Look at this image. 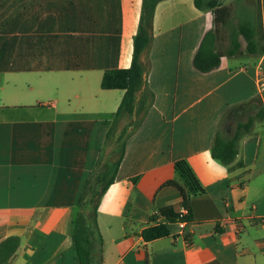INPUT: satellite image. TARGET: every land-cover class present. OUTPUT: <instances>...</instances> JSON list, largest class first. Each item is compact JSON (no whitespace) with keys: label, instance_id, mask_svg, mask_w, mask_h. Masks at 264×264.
<instances>
[{"label":"crops","instance_id":"0c3cea01","mask_svg":"<svg viewBox=\"0 0 264 264\" xmlns=\"http://www.w3.org/2000/svg\"><path fill=\"white\" fill-rule=\"evenodd\" d=\"M202 1V9L194 0L155 8L135 95L137 103L149 93L153 100L118 122L129 120L116 137L126 130L125 149L98 199L101 262L93 264H264V90L255 83L264 0ZM209 2L230 15L215 33L219 67L200 73L194 55L204 33L215 30ZM141 6L0 0V264H79L71 220L124 95L103 90L101 80L105 71L130 67ZM240 24L249 25L257 52L239 36V52L229 56ZM251 118L234 161L213 159L215 137L231 139ZM178 160L204 194L191 198L189 224H169V236L147 242L142 230L182 201L167 184Z\"/></svg>","mask_w":264,"mask_h":264},{"label":"trees","instance_id":"16d2710c","mask_svg":"<svg viewBox=\"0 0 264 264\" xmlns=\"http://www.w3.org/2000/svg\"><path fill=\"white\" fill-rule=\"evenodd\" d=\"M162 0H142L141 14L137 34L133 40V55L131 65L127 69H116L105 71L101 80V88L103 90H122L124 91L123 98L120 105L114 114L111 126L106 134V139L110 137V130L114 128L123 117H131L138 110L144 111L151 105L153 96L151 93L144 94L140 101L136 102V93L143 85L144 70L139 62L140 56L143 51L151 43L150 27L157 4ZM195 6L198 9L203 8L202 0H194ZM208 7L212 9L214 14L215 30H209L204 33L198 49L193 58V67L200 73H208L219 67L222 55L215 48L216 30L221 24L226 23L230 10L226 6H221L216 2H209ZM242 36L246 42V48L249 53L257 52L255 43L252 38V31L249 25L240 24L236 34L231 40L230 48L227 55L232 56L239 52L240 43L237 38ZM253 47L255 49H253ZM253 123V119H249L244 124H239L236 127L234 136L231 139H223L217 135L214 139L211 155L213 159L219 161L223 166H229L235 159L237 154V143L244 133L249 131ZM127 136L126 130H123L117 138L119 144V154L116 161L111 167V171L105 172L101 179H104V184L100 189L97 197V203L94 207L93 216L91 220L83 219L82 215L78 212L83 198L86 195L89 181L85 183L82 194L76 203V211L71 220L73 249L79 260V264H93L94 258L101 262L99 257L100 249L102 246V238L98 232L96 215L98 210L99 198L105 193L109 185L113 182L114 176L117 173L119 164L124 154V139ZM174 177L167 184L176 187L182 195V201L177 206H171L161 209L157 216L163 222H157L142 230V238L149 242L156 239L169 236V224H177L191 222L190 200L192 197L203 195L204 189L196 179L191 168L184 160H178L174 163ZM111 174L109 179L105 176ZM186 209V214L180 217V209ZM156 216L151 219L155 222ZM100 264V263H99Z\"/></svg>","mask_w":264,"mask_h":264},{"label":"rangeland","instance_id":"374dc122","mask_svg":"<svg viewBox=\"0 0 264 264\" xmlns=\"http://www.w3.org/2000/svg\"><path fill=\"white\" fill-rule=\"evenodd\" d=\"M129 120L126 119L125 123H120L115 127L110 134L111 136L105 143L102 150L101 156L99 158L98 164L93 171L92 176L89 179V187L87 188L86 195L83 198L81 206L78 208V212L82 215L84 221L91 220L93 216V209L97 203V197L99 195L100 189L104 184L103 178L101 176L109 171L118 157L119 146L117 145L116 137L119 128L125 124L124 129H128ZM111 171V170H110ZM96 261L94 258L93 262Z\"/></svg>","mask_w":264,"mask_h":264},{"label":"built area","instance_id":"2783aa9c","mask_svg":"<svg viewBox=\"0 0 264 264\" xmlns=\"http://www.w3.org/2000/svg\"><path fill=\"white\" fill-rule=\"evenodd\" d=\"M255 83L259 91L264 90V56L259 60V62L255 66ZM186 212H187L186 209L182 207L180 209V217L185 215ZM177 224H179L180 226H184L186 223L179 222Z\"/></svg>","mask_w":264,"mask_h":264}]
</instances>
